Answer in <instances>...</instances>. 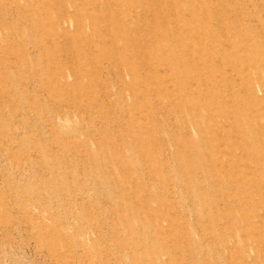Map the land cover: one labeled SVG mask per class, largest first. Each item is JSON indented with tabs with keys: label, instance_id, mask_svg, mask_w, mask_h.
<instances>
[{
	"label": "rangeland",
	"instance_id": "374dc122",
	"mask_svg": "<svg viewBox=\"0 0 264 264\" xmlns=\"http://www.w3.org/2000/svg\"><path fill=\"white\" fill-rule=\"evenodd\" d=\"M0 264H264V0H0Z\"/></svg>",
	"mask_w": 264,
	"mask_h": 264
}]
</instances>
